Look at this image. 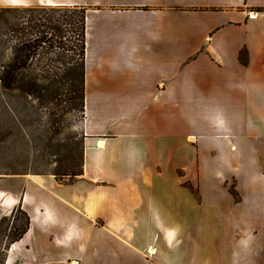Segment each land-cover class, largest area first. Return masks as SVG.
<instances>
[{
    "label": "crops",
    "instance_id": "1",
    "mask_svg": "<svg viewBox=\"0 0 264 264\" xmlns=\"http://www.w3.org/2000/svg\"><path fill=\"white\" fill-rule=\"evenodd\" d=\"M41 5L85 9L82 174L0 177L2 264H264V0Z\"/></svg>",
    "mask_w": 264,
    "mask_h": 264
},
{
    "label": "rangeland",
    "instance_id": "2",
    "mask_svg": "<svg viewBox=\"0 0 264 264\" xmlns=\"http://www.w3.org/2000/svg\"><path fill=\"white\" fill-rule=\"evenodd\" d=\"M36 7L55 8L42 5ZM15 8L35 7H0V72L2 67H7L13 61L16 34L10 32L9 27L17 17L21 16V13H15L14 10L6 12V9ZM71 8H77L78 12L84 9ZM40 57L50 73H52L50 67L58 66L57 63H50L53 55L41 54ZM37 66L38 63L34 60L26 73H39ZM52 80V74L48 75L45 84L53 86ZM65 100V97H61L60 103L47 100L40 105L31 97L20 96L16 91L0 88L1 178L15 175H42L52 176L55 180L52 173L64 159L67 150L72 148L73 152L80 153L84 137L80 125L83 114L80 111L70 113L61 111L66 106ZM204 159L208 160V154ZM27 219L26 214L19 208H14L10 215L0 219V264L4 260L6 250L25 226ZM69 262L76 263L67 260L62 264H70Z\"/></svg>",
    "mask_w": 264,
    "mask_h": 264
},
{
    "label": "trees",
    "instance_id": "3",
    "mask_svg": "<svg viewBox=\"0 0 264 264\" xmlns=\"http://www.w3.org/2000/svg\"><path fill=\"white\" fill-rule=\"evenodd\" d=\"M11 10L20 12L21 16L9 27L10 32L16 34V45L12 63L2 67L0 72V88L31 97L40 105L47 100L60 103L61 97H65L66 106L61 111L83 114L85 10L35 7L6 9V12ZM41 54L53 55L50 63L58 66L50 67L52 73L46 70ZM34 60L38 63L39 73L27 74L26 70ZM50 74L53 86L45 84ZM73 151L72 148L67 150L64 161L52 173L56 181L70 184L82 174L83 147L80 153ZM27 226L28 221L12 242L22 238Z\"/></svg>",
    "mask_w": 264,
    "mask_h": 264
},
{
    "label": "water",
    "instance_id": "4",
    "mask_svg": "<svg viewBox=\"0 0 264 264\" xmlns=\"http://www.w3.org/2000/svg\"><path fill=\"white\" fill-rule=\"evenodd\" d=\"M70 264H72L73 262H69Z\"/></svg>",
    "mask_w": 264,
    "mask_h": 264
},
{
    "label": "bare ground",
    "instance_id": "5",
    "mask_svg": "<svg viewBox=\"0 0 264 264\" xmlns=\"http://www.w3.org/2000/svg\"><path fill=\"white\" fill-rule=\"evenodd\" d=\"M98 144H101V143H98Z\"/></svg>",
    "mask_w": 264,
    "mask_h": 264
}]
</instances>
